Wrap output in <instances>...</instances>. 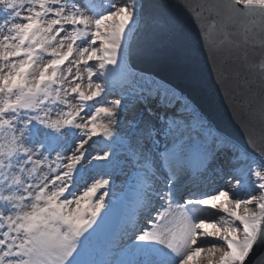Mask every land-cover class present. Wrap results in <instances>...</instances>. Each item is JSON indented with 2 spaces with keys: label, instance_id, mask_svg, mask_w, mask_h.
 <instances>
[{
  "label": "snow or ice",
  "instance_id": "6c2138e0",
  "mask_svg": "<svg viewBox=\"0 0 264 264\" xmlns=\"http://www.w3.org/2000/svg\"><path fill=\"white\" fill-rule=\"evenodd\" d=\"M205 260L264 264V0H0V264Z\"/></svg>",
  "mask_w": 264,
  "mask_h": 264
},
{
  "label": "water",
  "instance_id": "95a60500",
  "mask_svg": "<svg viewBox=\"0 0 264 264\" xmlns=\"http://www.w3.org/2000/svg\"><path fill=\"white\" fill-rule=\"evenodd\" d=\"M141 67L150 68L158 73L162 79L171 82L173 86L183 88L190 98L214 123L224 131L243 139V132L233 119L223 95L214 83L208 79L206 83H197L187 78L179 66H174L166 60L154 64H142ZM259 131V126H257Z\"/></svg>",
  "mask_w": 264,
  "mask_h": 264
},
{
  "label": "bare ground",
  "instance_id": "6f19581e",
  "mask_svg": "<svg viewBox=\"0 0 264 264\" xmlns=\"http://www.w3.org/2000/svg\"><path fill=\"white\" fill-rule=\"evenodd\" d=\"M158 78L162 79L161 77L158 76ZM164 80V79H163ZM166 81V80H165ZM187 94V93H186ZM188 95V94H187ZM189 96V95H188ZM207 116V115H206ZM208 117V116H207ZM209 118V117H208ZM202 264H207L206 260L202 261Z\"/></svg>",
  "mask_w": 264,
  "mask_h": 264
}]
</instances>
